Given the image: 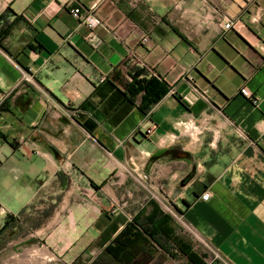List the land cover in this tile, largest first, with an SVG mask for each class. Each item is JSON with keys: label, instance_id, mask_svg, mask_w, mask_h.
Returning <instances> with one entry per match:
<instances>
[{"label": "crops", "instance_id": "0c3cea01", "mask_svg": "<svg viewBox=\"0 0 264 264\" xmlns=\"http://www.w3.org/2000/svg\"><path fill=\"white\" fill-rule=\"evenodd\" d=\"M163 202L197 264H264V0H0V264H116Z\"/></svg>", "mask_w": 264, "mask_h": 264}, {"label": "trees", "instance_id": "16d2710c", "mask_svg": "<svg viewBox=\"0 0 264 264\" xmlns=\"http://www.w3.org/2000/svg\"><path fill=\"white\" fill-rule=\"evenodd\" d=\"M129 91L132 96L144 94L140 109L147 112L168 93L169 88L152 78L137 82V88L131 86ZM151 204V214L134 217L106 248L105 254L116 264H132L137 256L155 259L160 251L173 260L183 258L188 264H197V256L205 259L206 255L194 249L191 239L174 229L172 217L156 204ZM8 222L1 228L0 234L6 230Z\"/></svg>", "mask_w": 264, "mask_h": 264}, {"label": "rangeland", "instance_id": "374dc122", "mask_svg": "<svg viewBox=\"0 0 264 264\" xmlns=\"http://www.w3.org/2000/svg\"><path fill=\"white\" fill-rule=\"evenodd\" d=\"M162 209H163L162 211L164 213L168 214V212L165 209V206H163ZM176 227L179 229V226H176ZM180 231L182 232L181 233L182 235H185L186 237L191 239V242L194 245V249H196L199 253L206 255V258L207 257L209 258L210 252L202 243L198 242L197 240H194L190 235L187 236V232H185L182 228H180ZM179 259L182 260L183 258H179ZM152 260H154V261H152ZM183 260H185V259H183ZM169 261H170V259L167 260L165 256H161V255L157 254L155 259H150V258H147L145 256H137L135 261L133 262V264H171ZM179 263H182V262H179Z\"/></svg>", "mask_w": 264, "mask_h": 264}, {"label": "built area", "instance_id": "2783aa9c", "mask_svg": "<svg viewBox=\"0 0 264 264\" xmlns=\"http://www.w3.org/2000/svg\"><path fill=\"white\" fill-rule=\"evenodd\" d=\"M72 14H73L75 17H78L79 14H80V10H79V9H75V10L72 11ZM84 20L87 21L88 24H89L91 27H94V26H96V25L98 24V21H97L95 18H93V17H86ZM229 27H230V24H227V25L224 26L225 29H228ZM242 94H243L244 96L250 98V99L252 98V92H251L250 89L247 88V87H243V88H242ZM209 199H210V194H209L208 192L203 193V195L201 196V200H202V201H208ZM163 206H165L166 211L168 212V214H169L172 218H174V219H176V220L179 219L177 213L173 210V208H172L169 204H165V203L163 202V203H162V207H163ZM168 207H169V208H168Z\"/></svg>", "mask_w": 264, "mask_h": 264}]
</instances>
